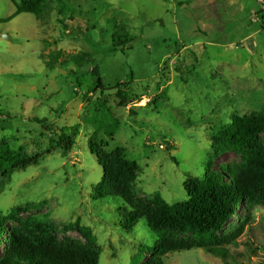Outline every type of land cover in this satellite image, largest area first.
Segmentation results:
<instances>
[{
	"label": "rangeland",
	"instance_id": "obj_1",
	"mask_svg": "<svg viewBox=\"0 0 264 264\" xmlns=\"http://www.w3.org/2000/svg\"><path fill=\"white\" fill-rule=\"evenodd\" d=\"M14 2L0 0V147L20 162L0 169V219L8 226L0 256L9 233L39 221L53 225L60 241L84 242L78 227L86 226L98 264H131L157 234L144 219L123 226L120 199L93 198L102 169L88 138L117 118L114 135L99 137L107 151L124 147L137 162L136 198L184 200L183 181L203 175L212 138L233 115L264 104V0H50L41 18L16 14ZM112 32L132 37L130 47L114 49ZM82 54L97 64L103 90H95L86 63L77 67ZM49 124L68 139L46 130ZM241 159L227 152L215 165ZM239 220L246 227L230 251L246 254L242 264H264V208L240 205L223 231ZM164 264L224 263L192 248L169 253Z\"/></svg>",
	"mask_w": 264,
	"mask_h": 264
},
{
	"label": "trees",
	"instance_id": "obj_2",
	"mask_svg": "<svg viewBox=\"0 0 264 264\" xmlns=\"http://www.w3.org/2000/svg\"><path fill=\"white\" fill-rule=\"evenodd\" d=\"M50 0H19L14 2L16 14L31 13L41 18ZM111 46L124 52L129 48L132 37L120 32L110 35ZM78 68L85 63L90 68L92 85L95 90H103L102 79L94 59L87 54L74 57ZM119 100L128 98L126 85H117ZM104 128L98 126L87 140L90 153L102 169L100 181L94 187V199L118 198L121 224L132 228L139 219L157 234L152 247H139L131 264H164L165 257L172 252L199 248L222 260L224 264H242L244 253L233 254L230 247L237 244L246 227L245 221L224 232L225 225L237 215V209L244 205L247 209L255 206L264 208V144L260 135L264 134V104L249 115H233L228 126L212 138L211 153L204 166L202 176L187 174L183 181L186 193L184 200L167 203L156 194L151 204L136 198L134 190L135 172L139 168L134 160L126 157L124 147L106 150V143L99 137L102 131L112 137L118 127L117 118ZM44 124L45 119L33 118ZM46 130L58 133L63 142L68 139L64 129L46 125ZM227 152L242 156L241 161L229 165L216 166L215 162ZM20 162L19 155H12L7 146L0 147V169L6 173ZM128 207V209H126ZM36 229L9 233L7 248L0 256V264H98L99 249L91 229L79 226L78 231L84 242L68 238L60 241L53 234V225H43L39 221ZM4 219H0V237L7 229ZM245 264V263H244Z\"/></svg>",
	"mask_w": 264,
	"mask_h": 264
},
{
	"label": "built area",
	"instance_id": "obj_3",
	"mask_svg": "<svg viewBox=\"0 0 264 264\" xmlns=\"http://www.w3.org/2000/svg\"><path fill=\"white\" fill-rule=\"evenodd\" d=\"M161 146V145H160Z\"/></svg>",
	"mask_w": 264,
	"mask_h": 264
},
{
	"label": "water",
	"instance_id": "obj_4",
	"mask_svg": "<svg viewBox=\"0 0 264 264\" xmlns=\"http://www.w3.org/2000/svg\"><path fill=\"white\" fill-rule=\"evenodd\" d=\"M6 37V36H5Z\"/></svg>",
	"mask_w": 264,
	"mask_h": 264
}]
</instances>
